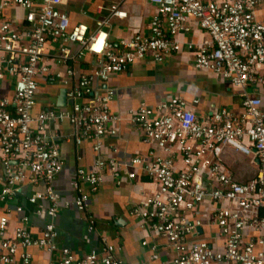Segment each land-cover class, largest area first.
Returning <instances> with one entry per match:
<instances>
[{"label": "built area", "instance_id": "1", "mask_svg": "<svg viewBox=\"0 0 264 264\" xmlns=\"http://www.w3.org/2000/svg\"><path fill=\"white\" fill-rule=\"evenodd\" d=\"M70 1L0 0V79L6 75L15 81L13 99L0 98V162L7 181L0 203H9L17 187L29 182L44 184L40 197L49 204V222L41 237L34 235L26 216L11 234V210L0 212V264H34L33 249L51 257L58 254L48 264H125L106 239L100 251L83 257L57 244L55 219L62 199L54 183L65 163L49 138L48 126L65 122L78 132V144L94 142L99 157L94 172L78 170L72 182L76 198L64 203L66 208L73 205L86 213L107 175L121 180L126 171L134 180L139 170L156 185L130 215L165 239L176 256L162 261L159 247L143 241L151 250L150 261L143 264H264V20L256 16L264 0H138L156 6L150 33L122 39L119 49L110 41L108 21L128 18L127 0H108L109 19L99 21L92 34L86 25H72L66 12ZM14 9L25 11L23 24L9 18ZM192 25L209 39L183 43L180 37L190 34ZM101 32L106 39L98 53L93 45ZM185 47L193 51L197 71L213 74L238 91L241 113L220 109L200 117V100L182 97L168 98L156 107L142 103L129 111L127 121L142 131L147 155L125 163L101 157L104 141L119 137L123 121L111 110L116 97V90L108 86L112 77L148 59L163 63ZM49 48L55 52H47ZM88 55L92 68L80 74L74 65ZM42 78L54 79L67 90L70 108L34 116ZM97 85L101 92L94 99ZM225 147L253 156L255 177L238 182L223 160ZM38 201L29 200L32 205ZM16 211L22 214L23 208ZM208 212L214 215L209 224ZM88 224L93 233V217H88ZM205 225L218 228L222 251L207 241H192Z\"/></svg>", "mask_w": 264, "mask_h": 264}, {"label": "crops", "instance_id": "2", "mask_svg": "<svg viewBox=\"0 0 264 264\" xmlns=\"http://www.w3.org/2000/svg\"><path fill=\"white\" fill-rule=\"evenodd\" d=\"M109 4L108 0H71L66 12L69 14L72 25H86L92 34L96 31L99 21L109 19L107 10ZM102 7L104 9L100 10ZM125 10L128 12L127 19L114 18L108 21L110 41L115 49H119L120 41L124 38L138 33L148 35L151 20L157 11L156 6L151 3L138 0H127ZM8 14L9 18L16 20L19 24L24 23L25 11L14 9ZM256 16L259 20H264V4L258 6ZM180 39L183 43L199 44L208 40L209 36L197 25H192L191 33L182 35ZM47 52L53 54L55 49L49 48ZM194 62L193 51L185 47L180 53L171 55L163 63L158 64L148 59L134 65L128 72L112 77L108 86L116 90V97L111 104V110L114 114L120 115L123 121L119 137L104 141L101 157L125 163L136 156L147 155L149 147L143 142L142 131L127 121L129 111L137 109L142 103L156 107L168 98L182 97L188 101L200 100L197 108L200 117L212 115L220 109H228L236 115L241 113L242 99L231 83L213 74L197 71L194 68ZM92 64L93 58L88 55L74 66L78 73L84 74L90 72ZM58 70L63 72L65 68L60 67ZM62 89L64 88L60 87L54 79L42 78L34 116L37 117L45 110L59 111L70 108L71 102L67 98L66 106H58ZM95 92L94 99L101 92L99 85L95 87ZM14 93L15 81L4 75L0 79V98L11 100ZM48 135L50 140L59 147L65 163L63 172L54 183L55 191L62 199L58 217L55 219L59 233L57 244L60 248H68L75 256L83 257L93 250L100 251L104 245L103 239H106L111 246L119 250L116 256L125 264H143L150 261L151 245L159 247L162 261L171 260L176 256L175 251L168 247L165 239L144 227L140 219L130 215V211L135 206L142 204L146 197L151 196L157 189L156 185L139 170H133L138 175L134 180L127 177L126 171L122 174L121 180L107 175L98 192L91 197L90 207L86 213L80 212L73 205L66 208L64 203H73L76 198L72 182L76 179L78 170L94 172L99 157L94 151V142L77 143L78 132L76 133L67 122L49 124ZM252 159L253 156L244 155L232 147L224 148L223 160L226 168L240 183H246L255 177L257 167L253 165ZM180 162L178 164L181 165ZM6 182V175L0 162V192L6 186ZM44 189L43 183L33 185L25 182L17 187L9 203H0L1 213L11 210V234L19 227L21 218L26 216L30 219V228L34 235L41 237L45 225L49 222L47 215L49 204L40 197ZM32 197H38L37 205H43L42 211L37 205L29 202ZM18 207L23 208L22 214L17 213ZM201 208L205 210V206ZM88 217H93L95 220L93 233L88 231ZM213 217L214 215L208 212L205 223L209 224ZM199 229L201 232L197 230L192 241H207L214 248L223 250V240L220 239L217 227L205 225ZM143 241H147L150 246L144 247ZM31 252L34 264H48L51 258L58 257V254L51 257L48 253L36 249ZM162 261L150 263L161 264Z\"/></svg>", "mask_w": 264, "mask_h": 264}, {"label": "clouds", "instance_id": "3", "mask_svg": "<svg viewBox=\"0 0 264 264\" xmlns=\"http://www.w3.org/2000/svg\"><path fill=\"white\" fill-rule=\"evenodd\" d=\"M105 39H106L105 34L101 32L96 38V42L93 45V50L98 53L101 52L105 46Z\"/></svg>", "mask_w": 264, "mask_h": 264}, {"label": "water", "instance_id": "4", "mask_svg": "<svg viewBox=\"0 0 264 264\" xmlns=\"http://www.w3.org/2000/svg\"><path fill=\"white\" fill-rule=\"evenodd\" d=\"M66 95H67V90L66 89H62L61 93L59 95V98H58V106L59 107L66 106ZM198 231L201 232V229H198Z\"/></svg>", "mask_w": 264, "mask_h": 264}]
</instances>
